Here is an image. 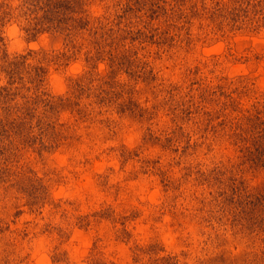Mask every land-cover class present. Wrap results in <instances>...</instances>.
Segmentation results:
<instances>
[{
    "label": "rangeland",
    "instance_id": "374dc122",
    "mask_svg": "<svg viewBox=\"0 0 264 264\" xmlns=\"http://www.w3.org/2000/svg\"><path fill=\"white\" fill-rule=\"evenodd\" d=\"M0 264H264V0H0Z\"/></svg>",
    "mask_w": 264,
    "mask_h": 264
},
{
    "label": "trees",
    "instance_id": "16d2710c",
    "mask_svg": "<svg viewBox=\"0 0 264 264\" xmlns=\"http://www.w3.org/2000/svg\"><path fill=\"white\" fill-rule=\"evenodd\" d=\"M57 1H59V0H57ZM62 1H65V0H60V2H62Z\"/></svg>",
    "mask_w": 264,
    "mask_h": 264
}]
</instances>
